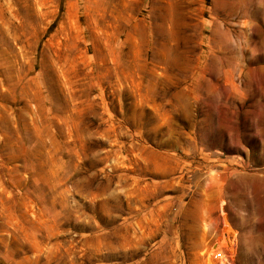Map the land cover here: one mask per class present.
Listing matches in <instances>:
<instances>
[{
  "label": "rangeland",
  "instance_id": "1",
  "mask_svg": "<svg viewBox=\"0 0 264 264\" xmlns=\"http://www.w3.org/2000/svg\"><path fill=\"white\" fill-rule=\"evenodd\" d=\"M0 264H264V0H0Z\"/></svg>",
  "mask_w": 264,
  "mask_h": 264
},
{
  "label": "built area",
  "instance_id": "2",
  "mask_svg": "<svg viewBox=\"0 0 264 264\" xmlns=\"http://www.w3.org/2000/svg\"><path fill=\"white\" fill-rule=\"evenodd\" d=\"M219 257V256H218ZM218 257H216V258H218ZM216 258H214V259H216Z\"/></svg>",
  "mask_w": 264,
  "mask_h": 264
}]
</instances>
